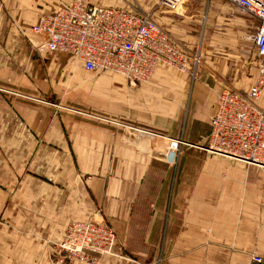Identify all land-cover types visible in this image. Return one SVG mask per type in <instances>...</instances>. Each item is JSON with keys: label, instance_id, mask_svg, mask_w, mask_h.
<instances>
[{"label": "crops", "instance_id": "obj_1", "mask_svg": "<svg viewBox=\"0 0 264 264\" xmlns=\"http://www.w3.org/2000/svg\"><path fill=\"white\" fill-rule=\"evenodd\" d=\"M74 1L140 13L122 0H0V264H69L57 245L88 220L111 227L119 251L170 240L179 258L164 264L264 257L263 171L202 148L218 96L247 91L259 75L247 58L258 21L226 0L156 14L202 64L196 78L160 67L138 83L40 49L31 28Z\"/></svg>", "mask_w": 264, "mask_h": 264}, {"label": "built area", "instance_id": "obj_2", "mask_svg": "<svg viewBox=\"0 0 264 264\" xmlns=\"http://www.w3.org/2000/svg\"><path fill=\"white\" fill-rule=\"evenodd\" d=\"M187 1L162 0L161 6L179 14ZM226 1L240 15L259 23L249 38L258 54L259 75L248 92L227 86L219 95L210 122L207 152L264 172V107L260 105L264 94V0ZM31 33L43 41L40 49L70 55L88 73L109 72L132 82L148 83L160 67L196 78L200 63L154 17L115 7L74 1L41 16ZM191 58H195L193 66ZM116 244L115 232L105 224L77 221L68 226L59 249L67 255L69 264H96L99 260L94 255L111 254ZM251 264H264V257L253 255Z\"/></svg>", "mask_w": 264, "mask_h": 264}, {"label": "rangeland", "instance_id": "obj_3", "mask_svg": "<svg viewBox=\"0 0 264 264\" xmlns=\"http://www.w3.org/2000/svg\"><path fill=\"white\" fill-rule=\"evenodd\" d=\"M161 1L162 0H122V4L126 8H131L133 10H136L137 12H140V14L150 15V16L154 17L156 14H159V13H162V11H165L164 9H162ZM191 53H193V54H191ZM188 54L193 55V57L196 56L199 59L200 63L196 67V69H198V67H200L202 64V56L199 53H196V51L195 52L189 51ZM247 58H248L249 67H257L258 66L259 58H258V54H257V51H256L254 45L253 46L250 45L248 47ZM193 60H195V58L194 59L191 58V61H193ZM248 90L247 91L239 90V91L246 93V92H248ZM260 105L264 107V94H263L262 99L260 101ZM202 148L205 149V151L207 152V142H206V146L202 147ZM92 221H95V220H92ZM96 222H98V221H96ZM103 224H105V223H103ZM105 225L108 226L107 224H105ZM109 228H111V227H109ZM133 236L136 238H139L142 235H133ZM116 237H117V234H116ZM153 237H155V240H153V246L152 247L144 246L139 242H137V243L133 242L130 244L131 248H129V249L124 248L120 251L118 249L119 243H118V238H117L116 247L113 249L111 254H105V255H99V256L94 255V256L98 260H101L102 258L109 257V256H115V257H119V258L127 256L128 258L130 257L134 261H151L150 263H147V264H164V261H177V258H179V257L176 256V250L171 249V246L174 245V243L172 244V242L169 240L168 243L164 244L162 242V244H160L159 235L158 234L153 235ZM169 238H170V235H169ZM60 243L57 245V249H58V252L60 254V261H67L66 260L67 255L62 253L59 249ZM199 253H200V257H201L200 261H206L207 251L200 250Z\"/></svg>", "mask_w": 264, "mask_h": 264}]
</instances>
